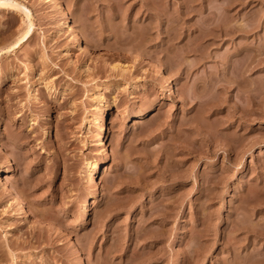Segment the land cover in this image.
I'll use <instances>...</instances> for the list:
<instances>
[{"label":"rangeland","instance_id":"1","mask_svg":"<svg viewBox=\"0 0 264 264\" xmlns=\"http://www.w3.org/2000/svg\"><path fill=\"white\" fill-rule=\"evenodd\" d=\"M2 1L0 264H264V0Z\"/></svg>","mask_w":264,"mask_h":264},{"label":"bare ground","instance_id":"2","mask_svg":"<svg viewBox=\"0 0 264 264\" xmlns=\"http://www.w3.org/2000/svg\"><path fill=\"white\" fill-rule=\"evenodd\" d=\"M45 1H47V2H49V3H51V4H53L55 7H57L58 5L56 4V1L55 0H45ZM7 5H9V3H6V2H4V1H2V0H0V6L2 7V6H7ZM12 5H14V3L12 4ZM17 6V5H16ZM9 7H11V5H9V6H7V8L9 9ZM2 9V8H1ZM4 9V8H3ZM22 14H23V16H24V18L25 19H27V17H28V13H27V11H25V10H22ZM63 24H64V27H65V29H68V22L66 21V17H63ZM29 27H31L30 26V23L28 22V21H26V23H25V26H24V29L22 30V33L19 35V37H17V39L15 40V44H17L19 41H21V40H23L24 39V37L28 34V32L30 31L29 29ZM71 34V33H70ZM14 43V42H13ZM102 122H101V119H99L98 120V124H97V130H98V136L100 135V138H98L97 139V144L99 145V150H100V152L101 153H103L104 152V147H103V142H102V136H103V132L104 131H102ZM96 135H97V131H96ZM104 138V137H103ZM99 153V152H98ZM92 184V183H91ZM93 185V184H92ZM14 195V194H13ZM16 195V194H15ZM14 195V196H15ZM15 197H17V195L15 196ZM18 199H19V197H17ZM22 201V200H21ZM81 204V203H80ZM88 210V209H87ZM90 214V213H89Z\"/></svg>","mask_w":264,"mask_h":264}]
</instances>
